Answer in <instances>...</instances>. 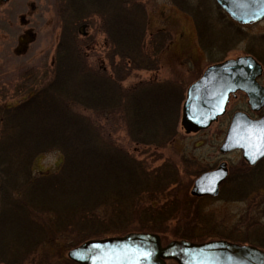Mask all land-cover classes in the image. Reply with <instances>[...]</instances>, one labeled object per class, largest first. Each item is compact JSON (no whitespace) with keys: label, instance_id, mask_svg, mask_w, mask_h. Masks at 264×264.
<instances>
[{"label":"trees","instance_id":"16d2710c","mask_svg":"<svg viewBox=\"0 0 264 264\" xmlns=\"http://www.w3.org/2000/svg\"><path fill=\"white\" fill-rule=\"evenodd\" d=\"M170 2L202 23L206 9L201 0ZM55 3L61 30L51 79L34 90L20 84L15 89L26 88L27 97L14 105L0 104V264H54L46 249L54 248L60 258L75 241L62 244L61 238L72 234L78 242L158 230L157 222L178 211L163 209L170 203L159 201L170 196L175 202L185 190L176 177L178 166L171 164L165 177L151 173L146 166L150 156L135 159L116 139L122 130L135 145L159 150L177 138L182 98L172 83L152 77L121 85L132 71L159 70L160 55L171 41L169 31L157 29L146 38L148 12L142 0ZM92 25L104 33L108 69L88 62L94 38L81 27ZM48 152L60 153L59 167L34 174V159ZM179 160L187 164V158ZM241 167L244 171L229 174L228 196L248 195L259 178L258 165ZM182 231L174 238L192 239ZM222 239L238 241L233 236ZM259 242L248 243L263 247Z\"/></svg>","mask_w":264,"mask_h":264},{"label":"rangeland","instance_id":"374dc122","mask_svg":"<svg viewBox=\"0 0 264 264\" xmlns=\"http://www.w3.org/2000/svg\"><path fill=\"white\" fill-rule=\"evenodd\" d=\"M142 2L145 3L148 12L149 31H147L146 38H148L149 32L166 29L171 34V41L160 55V68L157 72L132 71L122 81L121 85L128 87L137 81L152 77L172 83L177 96L179 94L182 98L175 122L177 138L170 145L159 150L135 145L128 140L122 130L116 134V139H118L119 145L135 159L143 157L146 159L145 156H150L146 159V166L149 171L152 170L151 173H158L161 177H165L167 173H171V164L178 166V170L181 172L178 171L176 177L185 185V190L179 192V199L175 202L171 203L170 196L159 201L162 204L166 201L170 203L163 209L171 211L178 209V211L176 214L171 212L175 217L163 218L157 222L160 227L158 230L130 232L157 234L163 246L171 240H178L174 238L173 234L181 233L182 230L193 236L192 239L183 240L196 243L233 236L234 240H238L234 242L241 245L249 244L248 242H253V240L260 241L259 243L263 247L257 245L256 247L264 250V185H260L264 184L263 159L258 162V169L255 170L259 178L248 195H245L243 191L236 197L228 196L231 189L230 182L226 181L224 189L222 188L218 192L219 196L217 195L215 198L206 197L207 199L199 198L197 203L200 208H198L196 201L192 200V198L197 197L190 193L193 182L201 173L200 171L215 169L221 161H226L232 172L234 170L244 171L242 165L249 170L250 166L243 161L240 151L234 150L221 154L219 147L233 112L242 111L256 117L264 113V108L259 113L251 112L246 95L237 92L236 96L229 100L226 113L207 129L186 132L181 125V107L182 101L184 102L186 87L197 80L209 65L237 56L251 55L262 66V74L257 80L264 85V18L252 24L241 25L230 19L216 4L215 0H201L206 12H203L205 16H201L199 20L211 26L205 30L206 26L202 27V23L193 20L187 13L177 9L170 0H142ZM34 3L37 6L32 17L34 19V38L27 37L29 43H27L26 48L25 44L21 46V41L17 42L12 37L15 31L17 32L18 19L12 28L13 30L10 31L11 35L0 34V104L3 105H14L27 97L26 88L16 90V86L22 84L34 90L39 84L48 82L53 75L52 58L61 30L55 14L56 3L55 0H36ZM25 8H27L26 2L12 5V11L17 18L26 11ZM27 11H29L28 8ZM207 17L209 21L206 20ZM97 22L98 18L94 17L93 24L96 25ZM0 29H2V33L7 31L2 27ZM82 29L94 38L92 47L87 51L88 62L108 69L109 64L105 57L108 45L105 43L104 33L96 30L93 25L82 27ZM182 156L187 158V164L179 160ZM60 162V153L48 152L39 155L33 161V173L54 172L59 167ZM186 166L187 171L185 170L183 173ZM234 174L236 175V173ZM220 194H227V196L221 198ZM179 211L181 215H179ZM184 218H188V221H182ZM126 233L129 232L111 236H123ZM4 237L7 238V236ZM105 237H92L77 242V236L73 234L72 236H65L61 238L64 241L62 244L70 242L69 239L75 241H73L74 245L71 244L63 250L60 258H58L54 248L48 250L46 247V250L52 257L54 264H78L69 259L68 251L84 241ZM58 244L62 246L60 242H56V247ZM37 250L38 252L41 251ZM166 263L177 264L174 260H166Z\"/></svg>","mask_w":264,"mask_h":264},{"label":"water","instance_id":"95a60500","mask_svg":"<svg viewBox=\"0 0 264 264\" xmlns=\"http://www.w3.org/2000/svg\"><path fill=\"white\" fill-rule=\"evenodd\" d=\"M233 20L249 24L264 18V0H215ZM261 65L250 55L209 65L186 89L181 109V125L186 132L208 128L221 116L230 95L241 91L252 111L264 107V86L257 78ZM233 150L253 166L264 158V115L253 119L245 112L232 114L221 154ZM227 177L226 163L201 173L193 182L191 195L215 197ZM264 215V208H263ZM67 256L78 264H264V251L253 245L226 240L191 242L171 240L164 246L157 234L129 232L123 236L90 239L70 249Z\"/></svg>","mask_w":264,"mask_h":264},{"label":"flooded vegetation","instance_id":"af4514ba","mask_svg":"<svg viewBox=\"0 0 264 264\" xmlns=\"http://www.w3.org/2000/svg\"><path fill=\"white\" fill-rule=\"evenodd\" d=\"M34 1L36 0H30V1L29 0L28 1L27 0H0V27L7 30L2 33L1 32L2 29H0V34L11 35L10 31L13 30L12 28L16 25V22L18 19L19 24L16 28L17 32L15 31L12 37L17 42L21 41V44H22V45L20 44L21 46H24L25 44V48H26L27 43H29V39L27 37L30 36L31 37L30 39L34 38V31H33L34 19H32V17L34 16V13L37 10V6L34 3ZM23 2H26V5L29 11H27V8H25L26 11L21 13L20 17L17 18L16 14H14L12 11V5L13 4L17 5ZM224 162L226 163L227 177L219 185V192L221 191L223 185L226 183L229 177L230 171H231V167L228 165V163L226 161ZM200 172H203V171H200ZM200 198H206V197H200Z\"/></svg>","mask_w":264,"mask_h":264},{"label":"bare ground","instance_id":"6f19581e","mask_svg":"<svg viewBox=\"0 0 264 264\" xmlns=\"http://www.w3.org/2000/svg\"><path fill=\"white\" fill-rule=\"evenodd\" d=\"M182 105H183V101H182ZM182 108V107H181Z\"/></svg>","mask_w":264,"mask_h":264}]
</instances>
